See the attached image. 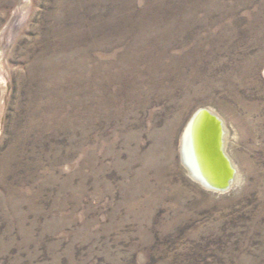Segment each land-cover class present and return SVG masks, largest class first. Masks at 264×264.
Segmentation results:
<instances>
[{
	"label": "rangeland",
	"instance_id": "obj_1",
	"mask_svg": "<svg viewBox=\"0 0 264 264\" xmlns=\"http://www.w3.org/2000/svg\"><path fill=\"white\" fill-rule=\"evenodd\" d=\"M0 264H264V0H0Z\"/></svg>",
	"mask_w": 264,
	"mask_h": 264
},
{
	"label": "bare ground",
	"instance_id": "obj_2",
	"mask_svg": "<svg viewBox=\"0 0 264 264\" xmlns=\"http://www.w3.org/2000/svg\"><path fill=\"white\" fill-rule=\"evenodd\" d=\"M208 111L222 119L214 111L210 109ZM207 116L199 117L197 122L189 125V127L186 125L181 139L182 160L195 181L200 182L208 189L218 190L208 184L203 174L204 168L201 164L203 159L204 165L208 166L209 173L214 175L217 182L225 181L228 185L225 190H229L233 183L238 181V177L237 168L226 151L227 128L222 120V131L217 136L215 120L207 124ZM217 140H219V145ZM203 144H206L208 159L201 152V145Z\"/></svg>",
	"mask_w": 264,
	"mask_h": 264
},
{
	"label": "water",
	"instance_id": "obj_3",
	"mask_svg": "<svg viewBox=\"0 0 264 264\" xmlns=\"http://www.w3.org/2000/svg\"><path fill=\"white\" fill-rule=\"evenodd\" d=\"M203 115H208V123H210L211 121L215 120V126H216V129H217V136H219V132L222 131V119H220L217 115L211 113L208 111V108H201L199 109L198 111H196L194 113V115L191 117L190 121L188 122V127L189 125L191 126V124H194L195 122H197L198 118L199 117H202ZM217 144L219 145V140H217ZM206 144L204 145H201V152L203 154V156H205L206 159H208L207 155H206V148H205ZM221 146V145H220ZM205 160V159H204ZM201 164H203V174L205 175L206 177V180L208 181V184L215 188V189H218V190H225L227 188V183L225 181L223 182H217L215 180V177L214 175L210 174L209 173V169H208V166H205L204 165V162H203V159H202V162Z\"/></svg>",
	"mask_w": 264,
	"mask_h": 264
}]
</instances>
